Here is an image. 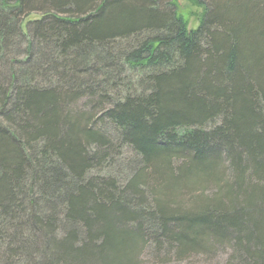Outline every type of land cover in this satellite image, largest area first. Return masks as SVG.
<instances>
[{
	"label": "trees",
	"instance_id": "16d2710c",
	"mask_svg": "<svg viewBox=\"0 0 264 264\" xmlns=\"http://www.w3.org/2000/svg\"><path fill=\"white\" fill-rule=\"evenodd\" d=\"M188 1L0 0V264H264V0Z\"/></svg>",
	"mask_w": 264,
	"mask_h": 264
},
{
	"label": "rangeland",
	"instance_id": "374dc122",
	"mask_svg": "<svg viewBox=\"0 0 264 264\" xmlns=\"http://www.w3.org/2000/svg\"><path fill=\"white\" fill-rule=\"evenodd\" d=\"M177 11L180 16L187 22L189 30H195L198 28L201 16L203 13L202 8L196 6L194 3L189 2L188 0H176ZM38 16H31L30 19H37ZM29 20V19H28ZM131 157V153H126ZM146 264H155L149 255H146ZM204 260V259H203ZM200 259H194L191 262L186 263H178V262H170L168 264H227L228 257L227 255H220L214 259L206 260L205 262H200Z\"/></svg>",
	"mask_w": 264,
	"mask_h": 264
}]
</instances>
